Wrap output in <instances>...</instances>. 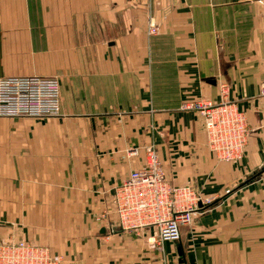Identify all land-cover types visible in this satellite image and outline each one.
Wrapping results in <instances>:
<instances>
[{
  "label": "crops",
  "instance_id": "1",
  "mask_svg": "<svg viewBox=\"0 0 264 264\" xmlns=\"http://www.w3.org/2000/svg\"><path fill=\"white\" fill-rule=\"evenodd\" d=\"M26 75L58 78L61 115L0 116V242L62 264H264V0H0V78ZM222 84L250 129L235 163L181 108ZM149 146L210 200L161 246L110 218Z\"/></svg>",
  "mask_w": 264,
  "mask_h": 264
},
{
  "label": "built area",
  "instance_id": "2",
  "mask_svg": "<svg viewBox=\"0 0 264 264\" xmlns=\"http://www.w3.org/2000/svg\"><path fill=\"white\" fill-rule=\"evenodd\" d=\"M148 32L154 34L156 27L150 24ZM220 91L222 98L219 102L203 97L188 99L182 102L181 108L194 110L203 118L206 145L216 159L235 163L244 155L250 129L245 113L226 99L223 84ZM259 93L264 97V80ZM60 115V83L56 76L0 78V116L38 118ZM112 201L109 212L112 224L127 231L152 230L151 241L161 246L164 241L177 240L180 227L190 225L199 213L200 205L210 200L189 185L171 184L156 150L149 146L143 165L132 170L115 186ZM0 264H62V258L44 245L25 239L7 240L0 242Z\"/></svg>",
  "mask_w": 264,
  "mask_h": 264
}]
</instances>
